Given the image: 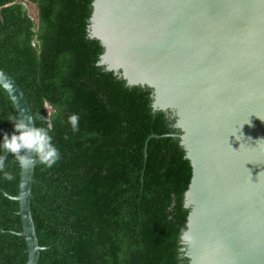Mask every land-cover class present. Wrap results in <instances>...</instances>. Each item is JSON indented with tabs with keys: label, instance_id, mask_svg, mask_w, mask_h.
Returning a JSON list of instances; mask_svg holds the SVG:
<instances>
[{
	"label": "trees",
	"instance_id": "16d2710c",
	"mask_svg": "<svg viewBox=\"0 0 264 264\" xmlns=\"http://www.w3.org/2000/svg\"><path fill=\"white\" fill-rule=\"evenodd\" d=\"M92 3L0 0V68L25 90L36 126L52 125L62 154L53 168L35 165L31 210L47 247L39 264H189L178 239L193 168L181 130L153 109L151 88L98 64L104 47L89 35ZM9 116L18 112L0 84V130L11 133ZM5 170L13 179L0 173V187L16 196L21 168L11 155ZM19 210L0 190V264H27Z\"/></svg>",
	"mask_w": 264,
	"mask_h": 264
},
{
	"label": "water",
	"instance_id": "95a60500",
	"mask_svg": "<svg viewBox=\"0 0 264 264\" xmlns=\"http://www.w3.org/2000/svg\"><path fill=\"white\" fill-rule=\"evenodd\" d=\"M89 35L98 62L130 86L152 89L170 113L193 175L185 192L189 264H264V0H93ZM0 84L19 115H32L16 77ZM153 136H159L154 134ZM35 166L21 169L27 264L41 250L31 205Z\"/></svg>",
	"mask_w": 264,
	"mask_h": 264
},
{
	"label": "clouds",
	"instance_id": "9594fccd",
	"mask_svg": "<svg viewBox=\"0 0 264 264\" xmlns=\"http://www.w3.org/2000/svg\"><path fill=\"white\" fill-rule=\"evenodd\" d=\"M8 92L12 89L9 86ZM68 123L73 132L79 131L80 116L73 113L68 116ZM13 131L0 130V173L6 180H12L13 175L6 171L7 158L11 155L21 169H29L37 163L46 168H53L62 158L58 146L53 142L52 125L34 126L32 115L9 116ZM194 236L186 229H181L178 242L180 251L186 252L194 243Z\"/></svg>",
	"mask_w": 264,
	"mask_h": 264
},
{
	"label": "rangeland",
	"instance_id": "374dc122",
	"mask_svg": "<svg viewBox=\"0 0 264 264\" xmlns=\"http://www.w3.org/2000/svg\"><path fill=\"white\" fill-rule=\"evenodd\" d=\"M26 6L28 7L29 11L31 14H33L34 16L36 15V8L35 5L32 3H26Z\"/></svg>",
	"mask_w": 264,
	"mask_h": 264
}]
</instances>
